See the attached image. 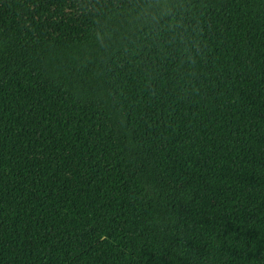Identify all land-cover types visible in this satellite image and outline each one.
I'll list each match as a JSON object with an SVG mask.
<instances>
[{
	"label": "trees",
	"instance_id": "1",
	"mask_svg": "<svg viewBox=\"0 0 264 264\" xmlns=\"http://www.w3.org/2000/svg\"><path fill=\"white\" fill-rule=\"evenodd\" d=\"M0 264H264V0H0Z\"/></svg>",
	"mask_w": 264,
	"mask_h": 264
}]
</instances>
